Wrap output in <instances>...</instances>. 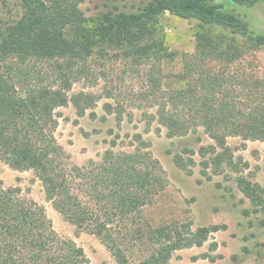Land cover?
Wrapping results in <instances>:
<instances>
[{
	"label": "trees",
	"instance_id": "1",
	"mask_svg": "<svg viewBox=\"0 0 264 264\" xmlns=\"http://www.w3.org/2000/svg\"><path fill=\"white\" fill-rule=\"evenodd\" d=\"M83 1L19 0L18 17L0 22V160L11 169L31 171L63 219L97 236L118 264H169L173 251L202 244L218 226L191 231L189 223L144 225V207L165 185L160 162L144 146L114 151L111 144L98 161L70 164L54 137L56 109L71 105L77 116L88 109L94 116L101 96L74 92L73 84L95 76L90 64L95 54L117 49L133 64L149 65L146 86L132 105L140 99L155 107L153 117L170 137L202 128L220 148L214 158L232 164L228 136L264 141V76L234 70L241 57L264 49V33L244 10L264 0H148L135 11L88 16L79 8ZM164 12L219 29L217 37L197 32L194 51L182 54L180 70L170 74L162 63L174 52L156 37ZM102 97L113 100L103 109L120 123L128 95ZM199 152L204 169L205 146ZM183 160L174 154V163L186 169ZM242 182L251 201L264 204L256 188ZM129 237H146L143 243L150 246L133 261L122 244ZM0 264L90 261L73 240L55 232L41 205L21 196L18 187L0 184Z\"/></svg>",
	"mask_w": 264,
	"mask_h": 264
},
{
	"label": "rangeland",
	"instance_id": "2",
	"mask_svg": "<svg viewBox=\"0 0 264 264\" xmlns=\"http://www.w3.org/2000/svg\"><path fill=\"white\" fill-rule=\"evenodd\" d=\"M147 1L85 0L79 8L88 16L106 10L135 11ZM244 10L255 28L264 33V4ZM18 14L19 0H0V22H10ZM218 30L164 12L159 18L156 37L174 52L171 59L162 63L164 72L180 70L182 54L194 51L197 32L206 31L217 37ZM90 60L95 76L91 81L75 82L72 91H91L101 96L92 109L95 115L90 116L88 109L85 115L77 116L71 105L56 109L58 123L53 133L68 155V162L83 165L89 160L98 161L111 144L114 151L144 146L160 162L165 178L164 187L153 193L152 203L144 207L141 218L144 225L189 223L191 231L218 226L202 244L173 251L169 264H264V204L253 203L239 184L242 180L243 186L255 187L256 193L264 197V141L228 136L226 142L232 149L233 163L218 162L214 155L220 148L202 128L170 137L153 117L155 107L146 106L140 99H136L137 105H132L130 100L146 86L144 72L148 64L135 65L120 56L117 49L95 54ZM238 61L234 70L244 69L249 75L264 76V49L244 55ZM105 92L129 97L124 100L120 123L114 114L103 109L105 102L113 104L111 98L102 97ZM201 146H205L208 162L204 169ZM177 153L184 158L186 169L174 163L173 156ZM0 184L6 188L18 187L21 196L41 205L55 232L80 246L90 264H118L97 236L63 219L46 200L41 182L31 171L11 169L0 160ZM144 239L124 240L128 260H136L148 252L150 246L143 243Z\"/></svg>",
	"mask_w": 264,
	"mask_h": 264
}]
</instances>
